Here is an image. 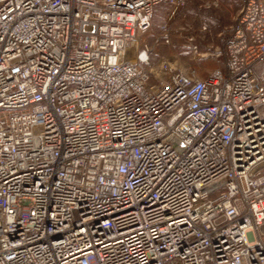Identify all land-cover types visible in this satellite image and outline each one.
Instances as JSON below:
<instances>
[{"label": "built area", "instance_id": "built-area-1", "mask_svg": "<svg viewBox=\"0 0 264 264\" xmlns=\"http://www.w3.org/2000/svg\"><path fill=\"white\" fill-rule=\"evenodd\" d=\"M163 3L0 0V264H264V0L202 78Z\"/></svg>", "mask_w": 264, "mask_h": 264}, {"label": "rangeland", "instance_id": "rangeland-1", "mask_svg": "<svg viewBox=\"0 0 264 264\" xmlns=\"http://www.w3.org/2000/svg\"><path fill=\"white\" fill-rule=\"evenodd\" d=\"M219 1L203 0L202 7L204 10L219 8ZM224 2L231 4L234 10L242 5V0H224ZM214 3H218V6H215ZM184 8L180 9L174 17H171V4H161L155 12L150 31L142 35L139 44H136L129 51V58L134 60V52L142 46L143 42L154 44L156 39L162 35L163 26L167 25L171 30V41L161 43L156 48L152 58L156 71L160 67V62L164 60H168L177 70L195 73L201 78L215 69L223 68L226 58L219 56V48L222 46L220 33L227 31L233 23L228 22V27L221 30L220 33L214 27L211 28V32L205 33L201 31L203 24L200 19V25H196L198 16L193 13H185ZM258 233L264 242V222Z\"/></svg>", "mask_w": 264, "mask_h": 264}, {"label": "crops", "instance_id": "crops-1", "mask_svg": "<svg viewBox=\"0 0 264 264\" xmlns=\"http://www.w3.org/2000/svg\"><path fill=\"white\" fill-rule=\"evenodd\" d=\"M219 2V8L210 9V15L201 12L196 16L199 17L202 24L208 23L210 24L211 28L214 27V29L220 33L221 30H224L226 27H228V22L233 23L235 21L241 6L234 10L231 4L224 2V0Z\"/></svg>", "mask_w": 264, "mask_h": 264}, {"label": "trees", "instance_id": "trees-1", "mask_svg": "<svg viewBox=\"0 0 264 264\" xmlns=\"http://www.w3.org/2000/svg\"><path fill=\"white\" fill-rule=\"evenodd\" d=\"M187 5L184 8V12L187 14H194V15H199L201 12L207 13L210 15V10H204L202 5H203V0H186ZM196 25H200V20L198 17V21L196 22Z\"/></svg>", "mask_w": 264, "mask_h": 264}, {"label": "bare ground", "instance_id": "bare-ground-1", "mask_svg": "<svg viewBox=\"0 0 264 264\" xmlns=\"http://www.w3.org/2000/svg\"><path fill=\"white\" fill-rule=\"evenodd\" d=\"M135 45H136V44H134L133 46H131V47L128 49V52H129L130 50H132V48H134Z\"/></svg>", "mask_w": 264, "mask_h": 264}]
</instances>
